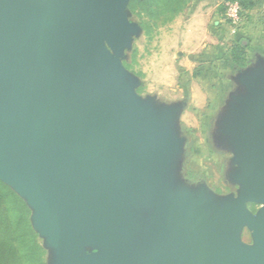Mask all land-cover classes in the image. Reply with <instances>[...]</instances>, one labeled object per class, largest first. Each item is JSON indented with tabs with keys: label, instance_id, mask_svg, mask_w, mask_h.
<instances>
[{
	"label": "water",
	"instance_id": "obj_1",
	"mask_svg": "<svg viewBox=\"0 0 264 264\" xmlns=\"http://www.w3.org/2000/svg\"><path fill=\"white\" fill-rule=\"evenodd\" d=\"M130 1L0 0V181L34 211L54 264H264V65L243 75L226 130L247 195L212 219L204 193L169 181L179 109L147 107L125 79ZM135 204L155 223L133 261Z\"/></svg>",
	"mask_w": 264,
	"mask_h": 264
},
{
	"label": "rangeland",
	"instance_id": "obj_2",
	"mask_svg": "<svg viewBox=\"0 0 264 264\" xmlns=\"http://www.w3.org/2000/svg\"><path fill=\"white\" fill-rule=\"evenodd\" d=\"M196 1L191 0L189 7L173 20L163 18L151 21L146 17L142 19L133 14L127 6V20L136 28L125 40L117 55L125 79L141 102L155 111L168 107L179 109L173 130L175 137L181 140V148L172 158L169 181L193 191L195 196L204 193L210 202V217L215 219L226 206L247 195L246 185L237 179L239 169L234 163L236 153L226 130L234 121L235 109L240 105L239 100L248 94L242 83L243 75L252 73L261 64L264 65V56L256 49L257 42L251 34L248 33L245 37L244 34L243 37L238 35L244 30L247 21L237 30V34L230 24L225 23L226 29H223V33L225 36L227 33L231 36L223 44L229 45L233 39H239L240 42L254 45L243 49L246 63H232L229 46L223 45L221 54L210 58L209 62L212 63L205 73L208 80L202 79L204 73L196 75L194 70L200 65L196 63L194 68V53H190V50L186 52L185 58L192 63L190 67L186 66L181 55L177 53V49L184 45L183 41L189 32L194 31ZM224 4L225 2L222 6ZM203 19L201 14L198 15L196 31L206 28L210 33L216 19L208 17L207 21L202 23ZM203 48L200 51L204 50ZM204 51L206 52V49ZM201 56L197 60L201 61ZM212 67L215 74L210 73ZM247 205L254 214L262 207L251 202ZM28 208L31 211V226L39 235L47 252V264H54V251L49 247L47 239L36 231L33 222L34 211L29 206ZM126 215L127 219H133V229L136 230L135 236L132 237L131 249L132 260L136 261L138 252L146 251L144 249L150 242L155 216L152 211L139 204L131 206ZM237 236L246 246L255 244L248 227H244ZM86 252L100 253V249L88 247Z\"/></svg>",
	"mask_w": 264,
	"mask_h": 264
},
{
	"label": "trees",
	"instance_id": "obj_3",
	"mask_svg": "<svg viewBox=\"0 0 264 264\" xmlns=\"http://www.w3.org/2000/svg\"><path fill=\"white\" fill-rule=\"evenodd\" d=\"M191 0H131L129 9L140 18L158 21L163 18L173 20L184 12ZM239 1L244 9L245 19L254 0ZM224 11V6L222 7ZM245 42L236 41L230 48L234 63L243 65L246 58ZM31 211L25 201L9 186L0 181V264H47V252L39 235L30 223Z\"/></svg>",
	"mask_w": 264,
	"mask_h": 264
},
{
	"label": "crops",
	"instance_id": "obj_4",
	"mask_svg": "<svg viewBox=\"0 0 264 264\" xmlns=\"http://www.w3.org/2000/svg\"><path fill=\"white\" fill-rule=\"evenodd\" d=\"M226 1L227 0H223V2H221V0H197L194 6V12L195 11L197 12L195 13L194 16V31L189 32L187 38L183 41L184 45L182 46V48L177 49L178 55H181L186 66L189 67L190 65H192V63L191 61L185 58L186 52L190 50L191 51L190 53H194V56H196V59H194V68L196 63L200 65L199 68H197V70H194V73L196 75L204 73V76L202 75L204 77L202 79L204 80H208L207 76H205V73L208 72L207 70H209L210 68L209 64L212 63L209 62L211 61L210 58L221 54V52L223 51L222 50L223 47L221 46L224 45L225 47L227 45L226 47L229 46L228 50H230L232 44H234V42L236 41H239V39H235V40L233 39L229 45L227 43L223 44V42L226 41V39H230L229 36H231L229 35V33H227L228 35H226L227 36L226 37L225 34L223 33V29H226L225 23H228L222 8L223 7L222 3ZM254 2L256 3V5L250 10H248V18H247V23L243 28L244 30H242L241 33H238V35L241 34L242 36V34H244L245 37L246 34L247 35L248 33L251 34V36H253V38L257 42L255 44L256 49L259 50V53L264 56V0H254ZM200 14L201 17L204 18L202 23H204V21H207L208 17L210 18L213 17L216 19L215 22L213 23L214 28L213 30L210 31V33L207 32L206 28L203 29L202 31L200 30H198V32L196 31L195 28V25L197 23L196 20L198 15ZM200 23H201V19H200ZM234 33L237 34V32ZM205 41H207V43ZM251 44L252 43L246 42V46H249ZM252 46L254 47L253 44ZM202 47H204L203 48L204 50L206 49V52L204 50L200 51ZM229 55H230V51H229ZM199 56H201V61L197 60ZM232 63H234V61H232ZM211 70L212 71L210 73L213 74L215 72L214 68L212 67Z\"/></svg>",
	"mask_w": 264,
	"mask_h": 264
},
{
	"label": "built area",
	"instance_id": "obj_5",
	"mask_svg": "<svg viewBox=\"0 0 264 264\" xmlns=\"http://www.w3.org/2000/svg\"><path fill=\"white\" fill-rule=\"evenodd\" d=\"M224 15L234 32H237L245 24L244 9L239 1H226L224 4Z\"/></svg>",
	"mask_w": 264,
	"mask_h": 264
}]
</instances>
